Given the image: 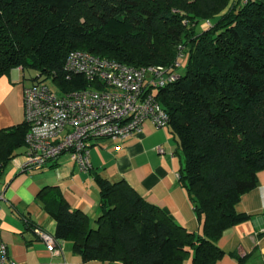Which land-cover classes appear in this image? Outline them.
<instances>
[{
  "label": "trees",
  "instance_id": "obj_1",
  "mask_svg": "<svg viewBox=\"0 0 264 264\" xmlns=\"http://www.w3.org/2000/svg\"><path fill=\"white\" fill-rule=\"evenodd\" d=\"M74 50L134 67L171 66L184 54V72L156 96L201 231L179 225L124 180L96 176L94 219L71 208L57 186L37 194L56 222L55 238L70 242L82 262L215 264L224 255L222 233L249 218L236 203L264 169V2L0 0V77L29 67L62 93L86 88L63 71ZM26 131L24 122L0 130V168Z\"/></svg>",
  "mask_w": 264,
  "mask_h": 264
},
{
  "label": "crops",
  "instance_id": "obj_2",
  "mask_svg": "<svg viewBox=\"0 0 264 264\" xmlns=\"http://www.w3.org/2000/svg\"><path fill=\"white\" fill-rule=\"evenodd\" d=\"M264 2V0H261ZM22 68L0 77V130L24 122ZM120 147L117 149V147ZM164 149L163 154L156 147ZM175 141L169 127L156 128L150 122L123 142L102 140L90 148L93 169L80 170L67 154L42 170L22 171L25 145L0 168V242L7 246L11 260L18 264H124L120 261L82 262L68 241L61 240L63 254L52 255L40 241L36 229L55 234L56 222L36 200L47 186H57L73 209L94 219L98 214L96 176L110 182L124 180L145 201L157 206L179 225L200 232L201 224L185 189L178 181L182 159L174 153ZM235 211L249 218L226 229L217 241L224 252L215 264H264V169L257 173V186L243 194Z\"/></svg>",
  "mask_w": 264,
  "mask_h": 264
},
{
  "label": "built area",
  "instance_id": "obj_3",
  "mask_svg": "<svg viewBox=\"0 0 264 264\" xmlns=\"http://www.w3.org/2000/svg\"><path fill=\"white\" fill-rule=\"evenodd\" d=\"M183 57L180 52L171 66L134 67L87 51L69 52L63 64L66 78L81 76L88 85L62 93L54 80L39 74L24 88L27 131L22 171L42 170L67 154L80 170L89 172L93 169L90 148L96 143L123 142L139 133L147 121L156 128L168 127L169 115L156 94L178 79ZM155 149L164 153L161 146ZM35 231L52 255L63 254L61 240L43 229ZM0 264H18L3 242Z\"/></svg>",
  "mask_w": 264,
  "mask_h": 264
},
{
  "label": "rangeland",
  "instance_id": "obj_4",
  "mask_svg": "<svg viewBox=\"0 0 264 264\" xmlns=\"http://www.w3.org/2000/svg\"><path fill=\"white\" fill-rule=\"evenodd\" d=\"M205 25H203L204 27ZM184 58L180 59V63H181V68L178 70V73L182 74L184 72ZM23 75L25 76V82H27V84H31V82L33 81L34 78H36L39 75V72L31 69L29 67L23 69ZM43 78V77H41ZM51 85V84H50ZM53 87V86H52ZM184 264H191V257L187 258L186 261L184 262Z\"/></svg>",
  "mask_w": 264,
  "mask_h": 264
}]
</instances>
